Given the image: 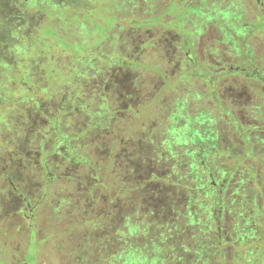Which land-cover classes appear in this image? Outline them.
<instances>
[{"label":"rangeland","instance_id":"1","mask_svg":"<svg viewBox=\"0 0 264 264\" xmlns=\"http://www.w3.org/2000/svg\"><path fill=\"white\" fill-rule=\"evenodd\" d=\"M41 1L38 9L0 0V32L10 35V52L0 55V264H250L257 256L264 264V216L254 212H264V17L256 0H93L78 20ZM24 31L35 36L29 51ZM224 64L243 70L215 80ZM106 96L120 110L133 106L111 126L118 137L183 157L193 152L160 144L197 139L203 167L218 184L226 178L224 258L182 247L201 240L214 250L212 232L169 233L171 209L182 204L152 201L169 212L142 220L155 188L138 191L137 175L116 160L125 150L114 133L103 143L102 132L90 131L72 142L82 162L65 159L67 138L103 125L93 112ZM166 164L147 172L167 173Z\"/></svg>","mask_w":264,"mask_h":264},{"label":"trees","instance_id":"2","mask_svg":"<svg viewBox=\"0 0 264 264\" xmlns=\"http://www.w3.org/2000/svg\"><path fill=\"white\" fill-rule=\"evenodd\" d=\"M38 7V9L43 8V5H41L42 1L39 2V0H29ZM51 4H53V8L59 11H64L69 9L71 12V16H74L77 20L81 19V16L84 14L87 15L90 13L91 10L94 9L93 7V0H45ZM16 2V1H15ZM18 6L16 7H24L23 4H20L17 2ZM29 12V11H26ZM20 14V13H19ZM83 14V15H82ZM13 18V16L11 15ZM12 19L4 25L5 28H11L13 29L14 25L11 24ZM18 29H15L17 31ZM16 32L15 34H17ZM20 37L23 38L27 44L25 45V50H31L32 46L34 44V35H27V32H19ZM7 32L5 33V36L3 33L0 32V55L3 56V53L7 54V50L9 51L10 48V40L9 36H7ZM5 39L3 40V38ZM2 38V39H1ZM4 43L5 47L2 45ZM5 48V49H3ZM5 50V51H4ZM10 52V51H9ZM121 59V57H119ZM1 59V58H0ZM124 61V58L122 59ZM2 61V59H1ZM0 61V63H1ZM121 61V60H119ZM33 67V66H32ZM37 67V66H36ZM35 67V68H36ZM31 78H34L33 70L29 74ZM111 94H114V92H111ZM37 96L35 98L34 102H39L41 100H37ZM133 106H128L124 110L118 109L114 104L113 100L111 99V96H106L103 98V102L101 104L100 108H97L96 111L93 112V114L99 113L102 115L101 119L103 120V125L99 128L96 127V124L91 123L87 124V128L82 129L80 134H77L75 137L67 138L68 141H65L68 143V148L66 151L65 159H67V155H69V158L74 162H82L79 161L80 158H77V153L79 152V149L77 147H74L72 145L73 141L79 140L82 137H86L90 135V131H94L95 134L93 136H98L99 132L102 135V141L105 142V138H107L111 133H114L115 138L112 139L113 144H117V146H120V150H125L124 152L121 151V153L116 156V160L118 163L125 165V168H128L130 171H132L135 175H137V182H138V191L146 190L150 185L153 186L152 193L149 199L151 206L147 207V212L144 215H141L143 218L142 220L148 219L150 216L157 215L159 216L157 222L164 221L165 215L169 212H167L169 207H158L156 204L157 202L153 203L152 201H158L161 199H167L169 203H173L174 201L177 204H182L181 210L172 208L171 209V216L168 218L169 221L166 226H168L169 233L172 234H179L182 233L184 235H189L191 238H197L203 235V233H210L211 237L210 239L213 240L212 243L215 245V249L212 250L208 245H204L203 243L199 242L201 240L196 241L195 248L193 245H185L182 244L183 248L189 249L190 251H194L196 253L201 254L204 253V257L206 256H212L219 255L218 257L224 258V242L222 241V234L220 232V226L219 222L221 219V214L223 213L222 207L224 205V180L221 184H218L215 175L210 172L209 170H206L203 165L202 157L197 154V151L199 149V141L192 140L186 145H183L180 141L177 143L176 141H173L172 148L169 147V143L167 142L168 139H165L166 141L163 142V146L160 144V148H166L167 150H176V147L178 149H184L186 148L187 151L193 152L192 157H183L181 155V152L178 153H167L166 155L158 153L156 148L152 149V151L148 150L147 145H156L153 141H145L142 137H139V139L136 140V142L133 144L130 139H122L118 137L121 134V131H118L115 129V132H111V126L114 124L116 125L119 118L122 117V113H128V110L132 108ZM62 112L60 111L58 113V128L57 130L61 131V127H63L62 124ZM116 115H119L117 117ZM56 117V116H55ZM113 124V125H112ZM131 126V125H130ZM138 132V130H136ZM134 131V133H136ZM133 135V134H132ZM131 135V136H132ZM137 135V133H136ZM93 136L89 137V139H92ZM120 139V140H119ZM191 145V146H190ZM157 146V145H156ZM192 146H197V148H194ZM159 149V147H158ZM74 153V155H73ZM87 156V155H86ZM86 162H89V157H86ZM165 161L167 163L166 165H170L169 172L167 173H157L154 170L151 173H148L149 167H152L155 163L161 164V162ZM154 163V164H153ZM140 175V176H139ZM166 184L168 187L171 186L173 190H175V194H172L170 192V196H168V193H164V189H162L161 186L163 184ZM174 183V184H172ZM151 186V187H152ZM161 190V191H159ZM163 190V191H162ZM155 195H152V194ZM164 196H163V195ZM154 196V197H153ZM148 199V196H147ZM155 205V206H154ZM183 207V208H182ZM156 210L157 212H155ZM178 212L182 213L183 217L178 216ZM254 212L257 216H264V212L259 211L258 209H254ZM255 213L254 216H255ZM155 221V222H156ZM183 221V222H182ZM251 228L259 231L258 228L260 224L258 222H254V220H251ZM154 227L157 229L161 228V225H158L155 223ZM260 236H262L260 234ZM203 238V236H202ZM262 238H264L262 236ZM209 239V238H208ZM209 240V241H211ZM201 243V244H200ZM192 247V248H190ZM214 251V252H213ZM262 252V251H260ZM259 256L256 258L258 259ZM253 260L250 264H261L262 262H259V259ZM209 259L205 261V264H207Z\"/></svg>","mask_w":264,"mask_h":264},{"label":"flooded vegetation","instance_id":"3","mask_svg":"<svg viewBox=\"0 0 264 264\" xmlns=\"http://www.w3.org/2000/svg\"><path fill=\"white\" fill-rule=\"evenodd\" d=\"M257 4H258V8L260 9V15L257 16V18H263L264 17V0H256ZM264 22V21H263ZM243 69H241L240 67H234V66H231V64H224V65H221L220 67L216 68V70L214 71L213 74L216 75V78H223V77H226V76H229L231 75V73L233 72H239V71H242ZM26 200V203H28L27 205L30 206L31 203L29 202V200H27V198H25ZM24 200V199H23ZM28 201V202H27Z\"/></svg>","mask_w":264,"mask_h":264}]
</instances>
